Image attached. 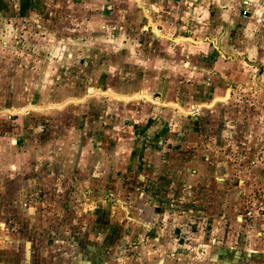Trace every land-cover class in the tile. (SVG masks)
Instances as JSON below:
<instances>
[{"label":"rangeland","instance_id":"374dc122","mask_svg":"<svg viewBox=\"0 0 264 264\" xmlns=\"http://www.w3.org/2000/svg\"><path fill=\"white\" fill-rule=\"evenodd\" d=\"M13 1L0 19V245L7 251L2 255L14 263L18 259L30 263L41 260L39 246L46 259L55 255L57 246H75L80 238L83 244L120 238L127 230L123 218L129 206L120 201L129 200L131 193L150 194V204L160 211L157 203L165 194L160 171L150 170L153 174L145 177L138 151L144 143H155L147 131H140L149 127L158 133L165 127L161 118L171 120L180 114L194 117L196 123L195 144L192 139L185 144L198 146L207 161L222 162L227 168L216 173L220 179L212 181L216 183L212 193L217 204L208 206L232 219L226 226L219 221V227L233 235L231 246L239 250L243 230L259 228L243 226V214L247 216L254 198L264 194V179L256 186L252 169L264 164V86L256 77L258 68L250 67V75L243 77V53H224L219 47L237 64L224 65L223 75L208 78L209 84L214 80L220 85L217 92L191 96L188 84H203V78L184 75L182 69L198 66L210 71L213 56L229 57L203 45L207 50L200 56L203 62L186 65L187 45L178 43L182 51L175 46L183 39L151 29L160 28L161 13L150 7L149 0ZM168 1L162 14L171 16L172 25L180 8L190 14L197 5L194 0ZM180 85L185 92L171 89ZM110 91L128 97L146 92L152 99L126 101ZM226 94V99L214 101ZM170 101L180 103L186 112ZM197 103L199 110L191 108ZM167 147L176 148L171 143ZM162 150L161 160L167 152L165 146ZM179 159L173 154L166 160ZM162 166L171 169L174 179L169 180L176 181L182 167ZM244 180L248 193L243 200ZM133 182L140 188H132ZM171 207L175 204L166 206ZM257 208L256 213L261 212V206ZM140 212L147 214L148 209ZM202 222L205 228L212 227L207 224L212 220ZM230 260L249 264L243 253H234Z\"/></svg>","mask_w":264,"mask_h":264},{"label":"crops","instance_id":"0c3cea01","mask_svg":"<svg viewBox=\"0 0 264 264\" xmlns=\"http://www.w3.org/2000/svg\"><path fill=\"white\" fill-rule=\"evenodd\" d=\"M172 1L169 0L167 3H171ZM183 1L188 2L187 0ZM194 1L197 5L192 8V12L188 14L187 8H180L178 21L172 25L170 24L173 21L171 16H164L162 14L165 12L164 9H167L164 4L165 0H149L151 2L150 7L161 13L160 28L154 25L151 29L165 37H180L183 39L177 41L175 46H180L182 43L187 45L189 50H187L186 65H192L194 60L203 62L204 58L200 56L203 53V56H205V53H207L205 52L207 51L206 48H201L203 45H208L210 48L213 47L224 58L229 57V59L224 60L213 56L212 60H215V63L210 64V71L206 67L198 66H195L196 68L194 69H182L184 75L193 78H203L201 80L204 82L203 84L200 82L188 84L187 90L192 93L191 96L194 94L195 96H198V94L201 96L217 92L220 85L214 82V80L213 84H209L208 78H214L219 74L223 75L220 68L224 65L233 68L235 67L233 65L237 64V60L232 59L229 55L228 57L225 56L219 50V47L224 53H243V77L250 75V67H257L258 72L256 77L259 78L258 82L264 86V0ZM13 4V0H0V19H2L1 16L10 11ZM167 7L172 9L171 5ZM244 9L247 12L246 16L242 15V10ZM179 18L183 19V22L180 20L179 23ZM162 31L164 34L161 33ZM180 50L182 51L181 46ZM192 50L194 52L190 53ZM180 53L183 55V52ZM180 86V89H177L176 86L171 89L180 93L185 92L184 85ZM108 93L126 101L141 97L152 99L146 92L136 93L132 97L115 94L111 91ZM227 96L226 94L223 97H215L214 101L217 99L224 100ZM169 104H174L181 112H186L179 105L180 103L177 104L174 101H170ZM195 107L197 109V107H200V104L197 103L191 106V108ZM187 113L191 112L188 111ZM180 115L171 120L169 117L161 118L160 120L164 121L165 127L158 133H155L152 128L148 129L149 127H143L140 131L143 134L147 131L151 141L155 143L153 146L144 143L138 151H140L139 156L142 154L141 159L144 161L142 166L146 171L145 177L149 176L150 170L153 173H157L158 171L162 173L159 172V178L162 179L160 182L163 183L164 187L162 194H165L162 195L163 198L161 197L162 199L160 198L159 203H157V207L160 205V211L155 212V209L150 204L151 202L147 198L150 194L140 192L139 197V194L134 195V193H131L129 200L120 201L122 204L127 203L129 205H124L126 214L123 221L127 223V230L120 238L108 236L102 241L103 245L97 244L94 240H87L83 244L81 242L82 238H80L79 243L75 246L68 244H65L62 248L57 246L59 250L54 251L55 255L46 259L42 255L43 250L39 246L36 251L40 253L41 260H30V263H25L24 260L20 259H18V262L15 260L14 263L6 259L7 254L2 255V253L7 251H2L3 246L0 245V264H231L230 259L234 253H243L249 264H255L256 262L264 264V194H259L253 200L255 209L260 205L261 212L256 213V210L252 207L247 212V216L245 213L243 214V226H257L259 228L243 230V244L237 246L239 250L233 249L231 246L233 235H230L228 231L219 227V221H222L224 226H226L225 223L232 219L228 216L225 217L226 214L218 215L214 213V208L208 206L211 203H216V199L212 193V189L216 183L212 181L220 179L216 176V173L227 171V168L222 162L211 163L207 161L204 155L198 153L202 150L198 146L197 149H194L195 146L188 143L185 144L188 139H192L190 142L194 143L196 123L192 121L194 117L190 120L186 117L182 118ZM148 121L151 124L157 123L155 119L154 121L151 119V122L150 119H147ZM187 124L190 126L189 128L184 126ZM166 125H170L169 129L166 128ZM132 126L134 127L135 124L133 123ZM182 128L185 129V132H178ZM153 139L155 140L153 141ZM250 141L252 142V140ZM170 143L175 145L176 148H168L167 146ZM164 146L167 152L164 159L161 160V151H163ZM190 148L193 149L189 151ZM173 154L175 158L180 156L182 160L167 161L166 159ZM163 163L168 166L176 165V167H182L176 181L169 180V177L173 180L174 176H170L169 172H171V169L162 166ZM252 169H256L255 180L257 179V186L258 181L264 179V164L257 163L253 165ZM221 180L225 181V177H222ZM148 182L152 181L148 180ZM260 186L262 189V184H259ZM170 187L173 189L169 190ZM132 188L138 189L140 187H138L137 182L135 184L133 182ZM206 189L207 192H202ZM247 193L248 182L244 180L243 200L247 198ZM168 194H175L176 197H170ZM184 195L190 196L189 199H186ZM174 204V208H166L167 205ZM200 205H207L208 207L207 209L200 208ZM145 208L148 209V213H141L140 211ZM204 210L206 212L211 211V214L204 213ZM115 219L114 217L113 220ZM191 219H193V222ZM197 220H212L211 223H207L212 227L206 226L205 228L203 222H196ZM38 221L39 219L35 218L33 222L38 223ZM34 223L33 225H35ZM122 225L120 226L124 227ZM112 227L114 228V226ZM36 231L37 233L34 232L39 234V229L36 228ZM249 231L250 233L247 235L246 233ZM10 237L12 238V236ZM258 242H261V244ZM4 244L5 246L8 245L7 243ZM21 252L18 249V256H21ZM35 257L39 258L38 254Z\"/></svg>","mask_w":264,"mask_h":264},{"label":"built area","instance_id":"2783aa9c","mask_svg":"<svg viewBox=\"0 0 264 264\" xmlns=\"http://www.w3.org/2000/svg\"><path fill=\"white\" fill-rule=\"evenodd\" d=\"M246 14H247L246 10H245V9L242 10V15H243V16H246Z\"/></svg>","mask_w":264,"mask_h":264},{"label":"water","instance_id":"95a60500","mask_svg":"<svg viewBox=\"0 0 264 264\" xmlns=\"http://www.w3.org/2000/svg\"><path fill=\"white\" fill-rule=\"evenodd\" d=\"M208 106V105H207Z\"/></svg>","mask_w":264,"mask_h":264}]
</instances>
